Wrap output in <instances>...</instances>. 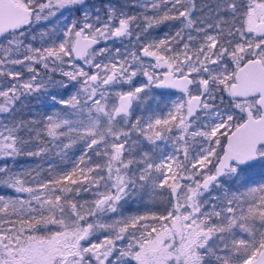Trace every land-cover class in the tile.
Masks as SVG:
<instances>
[{
    "label": "snow or ice",
    "instance_id": "snow-or-ice-1",
    "mask_svg": "<svg viewBox=\"0 0 264 264\" xmlns=\"http://www.w3.org/2000/svg\"><path fill=\"white\" fill-rule=\"evenodd\" d=\"M0 161V264H264V0H0Z\"/></svg>",
    "mask_w": 264,
    "mask_h": 264
},
{
    "label": "trees",
    "instance_id": "trees-1",
    "mask_svg": "<svg viewBox=\"0 0 264 264\" xmlns=\"http://www.w3.org/2000/svg\"><path fill=\"white\" fill-rule=\"evenodd\" d=\"M169 30L168 27H164L162 26L159 30L157 31H167ZM32 108H34L33 106H29L28 108L25 109V115L29 116V111H31L30 115L32 114ZM80 154V150H78L77 148L73 149L72 151L69 152V156H71L73 159L78 156ZM4 161H0V164H3ZM10 165L12 162H9ZM47 161H41L39 158H32V157H21L18 158V162L15 165L16 167L19 168H24V169H30V168H35L37 165L43 164V166L46 168L47 167ZM55 163L60 165L61 167H64V165L61 164L59 158H55Z\"/></svg>",
    "mask_w": 264,
    "mask_h": 264
},
{
    "label": "rangeland",
    "instance_id": "rangeland-1",
    "mask_svg": "<svg viewBox=\"0 0 264 264\" xmlns=\"http://www.w3.org/2000/svg\"><path fill=\"white\" fill-rule=\"evenodd\" d=\"M66 15H68V14L66 13ZM164 27H167V26H164ZM157 32L160 33V34H162V31H157ZM117 46H119V45H117ZM155 91L156 92H159L157 90H155ZM43 99L44 98H41V99L37 100L35 98H30V105L34 107V108H32V114L33 115L43 114L44 112H50L51 111V109L49 107H47L46 104L43 102ZM30 113H31V111H29V113H28L29 116H31ZM76 148L78 150H80V146L79 145H77ZM130 207H131L132 210H134L135 207H136V205L135 204H132Z\"/></svg>",
    "mask_w": 264,
    "mask_h": 264
},
{
    "label": "water",
    "instance_id": "water-1",
    "mask_svg": "<svg viewBox=\"0 0 264 264\" xmlns=\"http://www.w3.org/2000/svg\"><path fill=\"white\" fill-rule=\"evenodd\" d=\"M157 91H162V90L157 89ZM169 91H174V90H169ZM177 94H178V93H177Z\"/></svg>",
    "mask_w": 264,
    "mask_h": 264
}]
</instances>
